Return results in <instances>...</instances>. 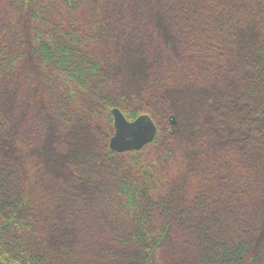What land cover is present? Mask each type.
<instances>
[{
  "label": "trees",
  "instance_id": "obj_1",
  "mask_svg": "<svg viewBox=\"0 0 264 264\" xmlns=\"http://www.w3.org/2000/svg\"><path fill=\"white\" fill-rule=\"evenodd\" d=\"M4 13L0 87L58 84L64 123L73 97L97 102L82 151L53 137L47 157L43 129L13 136L0 110V264H264V0H5ZM115 47L138 69L136 104L110 90ZM185 88L202 94L197 154L156 123ZM112 108L150 116L160 154L109 151ZM173 231L186 249L158 259Z\"/></svg>",
  "mask_w": 264,
  "mask_h": 264
},
{
  "label": "rangeland",
  "instance_id": "obj_2",
  "mask_svg": "<svg viewBox=\"0 0 264 264\" xmlns=\"http://www.w3.org/2000/svg\"><path fill=\"white\" fill-rule=\"evenodd\" d=\"M5 0H0V19L3 20L5 16ZM116 53H111L110 57H114L119 63V70L115 73V77L111 80L110 90H117L121 96L126 97L128 104H136L135 97L137 96V89L141 86V79H138V69L132 64V60L127 61L126 56L120 49L115 47ZM13 88L0 87V110L7 115L10 114L13 118V131L12 135L16 134L21 136L26 141L36 143L30 137V132L34 128L40 127L44 131V137L38 139L36 149H39V154L43 157L50 155V144L53 137L56 140L63 141L66 151L69 155L75 151H82L85 147L87 139L86 134L80 133L78 129V121L82 113H90L91 105H95L96 99L90 100V95L75 96L69 101V105L64 109L63 115L65 123L58 117L57 113L50 111L49 104L53 99H60L62 91L59 90L58 84H46L37 77L23 75L20 80L12 85ZM112 95L109 94L108 96ZM202 94L198 91H190L185 88L174 100L173 111L169 115L176 118V125L171 126L167 120L168 115H159L156 123L160 131L167 133L172 137L180 140V145L185 141H190L192 146V153H198V145L194 144L195 138H200L201 121H202V105L200 103ZM100 103H98L99 105ZM69 122V123H66ZM172 132V133H171ZM32 133V132H31ZM163 138V136L161 135ZM160 138L155 145L145 146L143 148V155H157L160 154L159 147L162 140ZM201 139V138H200ZM149 144V145H150ZM108 145V144H107ZM68 148V149H67ZM206 150V153L216 151L215 147ZM18 149V148H17ZM204 150V148H201ZM66 151L64 153V160L66 161ZM190 153V150H189ZM264 188V186H263ZM256 195L251 196L252 203L255 202ZM172 230H177L172 228ZM258 240L260 243V253L264 263V223L260 226ZM256 238V239H257ZM185 241L184 234L179 231H173L169 237L160 246L157 252V258H164L168 252L176 250V252H184L186 246L183 244Z\"/></svg>",
  "mask_w": 264,
  "mask_h": 264
},
{
  "label": "water",
  "instance_id": "obj_3",
  "mask_svg": "<svg viewBox=\"0 0 264 264\" xmlns=\"http://www.w3.org/2000/svg\"><path fill=\"white\" fill-rule=\"evenodd\" d=\"M110 115L113 134L108 140V149L113 153L140 151L157 136V126L148 115H140L128 121L117 108H112ZM167 120L171 126L176 125V118L173 115H169Z\"/></svg>",
  "mask_w": 264,
  "mask_h": 264
}]
</instances>
